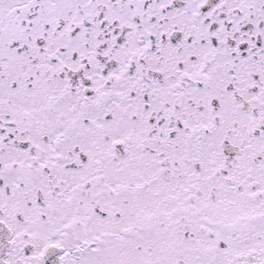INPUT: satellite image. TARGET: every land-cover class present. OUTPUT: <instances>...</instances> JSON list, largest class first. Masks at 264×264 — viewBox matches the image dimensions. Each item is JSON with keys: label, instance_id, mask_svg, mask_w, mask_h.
Instances as JSON below:
<instances>
[{"label": "snow or ice", "instance_id": "obj_1", "mask_svg": "<svg viewBox=\"0 0 264 264\" xmlns=\"http://www.w3.org/2000/svg\"><path fill=\"white\" fill-rule=\"evenodd\" d=\"M0 264H264V0H0Z\"/></svg>", "mask_w": 264, "mask_h": 264}]
</instances>
